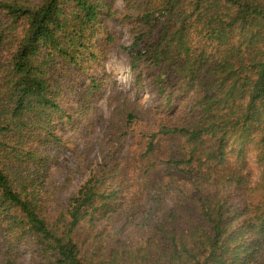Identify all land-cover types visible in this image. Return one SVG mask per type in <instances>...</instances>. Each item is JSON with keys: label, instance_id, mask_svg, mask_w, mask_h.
<instances>
[{"label": "trees", "instance_id": "trees-1", "mask_svg": "<svg viewBox=\"0 0 264 264\" xmlns=\"http://www.w3.org/2000/svg\"><path fill=\"white\" fill-rule=\"evenodd\" d=\"M113 2L0 0V264L25 248L36 264H264V0H125L121 14ZM111 19L130 45L116 46ZM110 49L137 84L153 76L166 118L52 214L41 149L61 142L64 74ZM140 119L129 113L125 129ZM158 168L179 193L167 216L140 239L111 235Z\"/></svg>", "mask_w": 264, "mask_h": 264}, {"label": "rangeland", "instance_id": "rangeland-1", "mask_svg": "<svg viewBox=\"0 0 264 264\" xmlns=\"http://www.w3.org/2000/svg\"><path fill=\"white\" fill-rule=\"evenodd\" d=\"M125 5V0L113 2L114 10L120 14ZM103 23L117 39L116 46L131 44L132 38L120 21L111 19L103 20ZM1 61H6L5 56ZM67 67L62 63L59 71ZM64 77L59 103L67 118L60 120L56 116L53 121L61 142L41 149L43 156L50 160L45 187L52 214L66 207L93 171H98L112 158L123 163L126 157H130L131 151L137 149L138 131L149 122L148 119L153 118L154 123H158L161 117L166 118L156 115L161 100L156 95L153 76L147 71L145 83L137 84L132 78L128 56L120 49H110L106 58L89 67L84 66L83 70L67 68ZM93 79L99 86L97 90L92 84ZM129 113L139 114L141 119L125 129ZM250 163L259 173L253 158ZM156 178L160 183L154 185L158 184V187L151 188L143 200L112 221L111 235L115 233L116 237L128 240L140 239L167 216L179 193L175 186L167 184L165 170L158 168ZM99 225L109 223L104 220ZM3 244L4 238L0 234V249ZM23 252L19 264H36L29 249L25 248Z\"/></svg>", "mask_w": 264, "mask_h": 264}]
</instances>
